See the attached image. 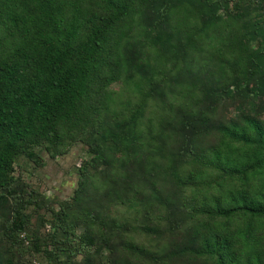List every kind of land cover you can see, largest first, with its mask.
Segmentation results:
<instances>
[{"label": "trees", "instance_id": "obj_1", "mask_svg": "<svg viewBox=\"0 0 264 264\" xmlns=\"http://www.w3.org/2000/svg\"><path fill=\"white\" fill-rule=\"evenodd\" d=\"M77 144L71 198L16 176ZM34 259L264 264V0H0V264Z\"/></svg>", "mask_w": 264, "mask_h": 264}, {"label": "rangeland", "instance_id": "obj_2", "mask_svg": "<svg viewBox=\"0 0 264 264\" xmlns=\"http://www.w3.org/2000/svg\"><path fill=\"white\" fill-rule=\"evenodd\" d=\"M252 28L256 26L255 16L250 18ZM255 45L256 43L253 42ZM124 94V92L122 91ZM44 166L36 167L27 158H20L16 168L19 174L36 190L48 198L67 200L78 187V169L83 159L89 158L86 147L77 144L68 154L51 158L43 153ZM32 264H45L42 259H34Z\"/></svg>", "mask_w": 264, "mask_h": 264}]
</instances>
